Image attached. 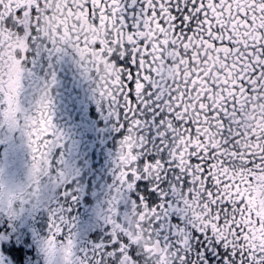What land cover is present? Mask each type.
I'll list each match as a JSON object with an SVG mask.
<instances>
[{"label": "snow or ice", "instance_id": "snow-or-ice-1", "mask_svg": "<svg viewBox=\"0 0 264 264\" xmlns=\"http://www.w3.org/2000/svg\"><path fill=\"white\" fill-rule=\"evenodd\" d=\"M0 264H264V0H0Z\"/></svg>", "mask_w": 264, "mask_h": 264}]
</instances>
